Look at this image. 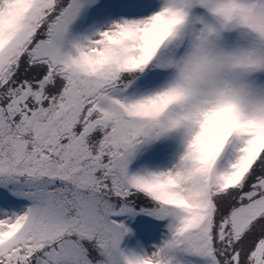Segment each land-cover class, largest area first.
Instances as JSON below:
<instances>
[{"label":"snow or ice","instance_id":"6c2138e0","mask_svg":"<svg viewBox=\"0 0 264 264\" xmlns=\"http://www.w3.org/2000/svg\"><path fill=\"white\" fill-rule=\"evenodd\" d=\"M0 264H264V0H0Z\"/></svg>","mask_w":264,"mask_h":264}]
</instances>
